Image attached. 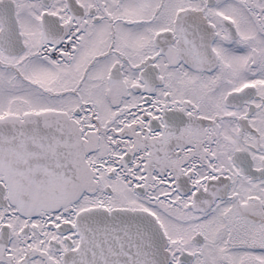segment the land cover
<instances>
[{"label":"snow or ice","instance_id":"snow-or-ice-1","mask_svg":"<svg viewBox=\"0 0 264 264\" xmlns=\"http://www.w3.org/2000/svg\"><path fill=\"white\" fill-rule=\"evenodd\" d=\"M0 264H264V0H0Z\"/></svg>","mask_w":264,"mask_h":264}]
</instances>
